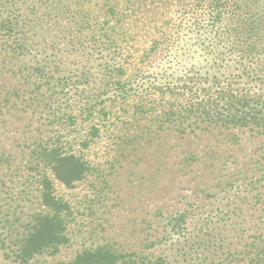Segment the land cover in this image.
I'll use <instances>...</instances> for the list:
<instances>
[{"label":"rangeland","instance_id":"rangeland-1","mask_svg":"<svg viewBox=\"0 0 264 264\" xmlns=\"http://www.w3.org/2000/svg\"><path fill=\"white\" fill-rule=\"evenodd\" d=\"M135 1L0 0V264H249L264 253V48L214 51L191 28L195 6ZM240 17L264 24V0ZM184 84L245 100L248 124L168 125L155 106ZM52 147L90 170L73 187L54 181L68 242L29 255L52 213L38 157Z\"/></svg>","mask_w":264,"mask_h":264},{"label":"trees","instance_id":"trees-1","mask_svg":"<svg viewBox=\"0 0 264 264\" xmlns=\"http://www.w3.org/2000/svg\"><path fill=\"white\" fill-rule=\"evenodd\" d=\"M169 1L136 0L135 3L137 4L134 3L133 6L138 5L137 7L142 10L144 6L148 8L150 5L153 8L152 11H155L157 3H162L167 8ZM185 1L188 6L196 7L195 14L199 16L191 23L194 34L211 41V48L214 51L222 50V52L227 51L230 54L239 53L245 57L264 48V24L240 17L242 16V10L246 9V5L251 4L252 0H193L194 3L192 0ZM123 65L119 64V67ZM198 88L197 86L191 88L190 85L186 84L177 85L176 88H172L171 91L164 94V97L162 95L160 99L162 107L157 108L155 106L156 112L165 114L168 125H177L179 128L183 127L185 121H205L209 119L213 121L216 116L222 119L225 118L228 120L226 122L233 125L246 126L248 124V118L243 117L246 111L245 108H247L245 100L237 102L228 92H223L224 94L216 97L211 96L209 93L202 94L198 91ZM156 94L158 93L151 91L147 95V99L150 100ZM159 98L156 97L155 100ZM217 100L225 101L224 104L228 108L224 112L216 109ZM153 103L155 105L157 101ZM236 103L241 105V110L234 108ZM231 107L234 109H231ZM251 118L259 122L256 117ZM212 123L211 125H213ZM40 155L38 157L45 164L39 177L43 188V205L52 213L46 212L40 216L39 222L35 226V232L31 236L33 243L32 247L29 248V255L37 252L41 254L51 250L55 252L68 242L67 222L62 215L68 207L61 198L54 195V181H58L66 187H73L76 183L82 181L90 170V166L87 164L88 161L85 160L82 154H77V152H64L58 147H52L44 148ZM105 253L100 250L97 256L103 257ZM250 261L249 264H264V253L259 254ZM108 263L98 261L95 264ZM120 264L141 263L130 261Z\"/></svg>","mask_w":264,"mask_h":264}]
</instances>
